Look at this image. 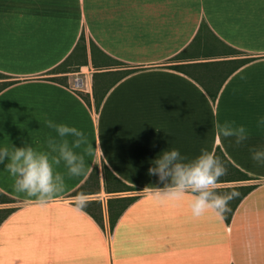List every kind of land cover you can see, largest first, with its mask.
Returning <instances> with one entry per match:
<instances>
[{"label": "crops", "instance_id": "1", "mask_svg": "<svg viewBox=\"0 0 264 264\" xmlns=\"http://www.w3.org/2000/svg\"><path fill=\"white\" fill-rule=\"evenodd\" d=\"M82 37L87 65L75 53ZM92 42L98 64L102 51L123 63L108 70H135L98 75V98L117 80L100 105ZM261 117L264 0H0V147L49 151L56 133L47 119L87 138L75 149L84 173L69 177L56 166L65 189L44 203L17 192L0 165V193L13 200L0 203L13 209L0 224V264H264V165L252 159L264 149ZM225 122L245 126L249 138H217ZM171 148L185 163L221 149L251 178L233 185L254 189L230 221L211 211L193 216L189 195L151 194L159 185L148 169ZM105 167L134 190L106 193ZM94 171L100 190L88 184ZM80 192L89 194L83 212L72 203ZM101 193L137 197L113 229Z\"/></svg>", "mask_w": 264, "mask_h": 264}, {"label": "clouds", "instance_id": "2", "mask_svg": "<svg viewBox=\"0 0 264 264\" xmlns=\"http://www.w3.org/2000/svg\"><path fill=\"white\" fill-rule=\"evenodd\" d=\"M48 128L53 129L56 136L47 139L49 151H38L30 143L11 148L0 147V165L14 178V188L28 197H35L39 202L53 199L65 189L64 174L56 171V166L63 163L69 177H77L84 173V156L77 153L87 138L82 130L65 123H57L51 119L45 121ZM264 127V117L258 121ZM217 138H233L235 144L245 142L248 131L245 126H233L232 123H217ZM68 137H72L71 142ZM91 156L92 146L87 148ZM185 157L177 148L164 150L153 161L148 169L149 176L158 178V185L150 189L157 198L180 199L191 196L190 209L195 217L211 211L223 216L230 211L229 203L239 196L233 190L221 194L216 189L220 178L226 174V168L219 157L212 152L202 151L191 162L185 163ZM252 159L264 165V149H253ZM147 188V187H146ZM73 207L83 212L89 203V194L77 193L72 197Z\"/></svg>", "mask_w": 264, "mask_h": 264}, {"label": "trees", "instance_id": "3", "mask_svg": "<svg viewBox=\"0 0 264 264\" xmlns=\"http://www.w3.org/2000/svg\"><path fill=\"white\" fill-rule=\"evenodd\" d=\"M84 37L81 38V42L77 45V48L75 50V53L77 52L78 58L82 59L85 65L88 63V54H87V47L83 43ZM97 49V46L92 42L91 43V53H92V64L94 68L97 70V72L94 74V95L95 99L97 102V105H100L104 96L108 93V91L111 89V87L115 84L117 81H113L109 79L107 82L103 84V87L99 90V93L102 92V96L98 98V92H97V76L98 75H113V74H118V75H128L133 73L135 70L130 69V70H124V71H110L108 69H113L115 67H119L123 65L122 62L115 60L111 58L110 56L106 55L104 52H101V60L100 64L97 63L95 59V50ZM234 53H237V51L232 50ZM184 55V52L181 53L177 58H180ZM71 59L69 58L64 62V64L61 65V68L66 66L68 62H71ZM174 69L178 70H183L184 67L182 66H174ZM78 68L73 69L72 71H78ZM108 70V71H105ZM207 74V73H206ZM208 74L214 75V72H209ZM12 83H6L5 86H9ZM215 156L219 157L220 160L222 161L224 167L226 168V174L220 178L219 183H238L241 181H248L251 178L236 168L234 165L229 163V161L226 159L224 156L223 152L221 149H218ZM88 184H92L93 186L96 185L99 190H100V180L98 177V174L96 171L93 172L92 177L88 180ZM104 183H105V191L108 194H113V193H123V192H129L134 190L133 187L128 186L124 182H122L120 179H118L107 167L104 168ZM254 189V185H249V186H232V187H226V188H217L216 190L221 193H227L229 191H237L239 192V196L230 201L229 207L230 211L224 214L223 216L227 221H230L235 208L250 191ZM137 197H118V198H109L108 199V212H109V222L111 229H113L119 219V217L123 214V212L127 209V207L133 203ZM13 202L12 199L8 198L4 194L0 193V203H10ZM95 204V203H94ZM13 212V209H6V210H1L0 209V224L10 215V213ZM99 214H102V207H101V202L99 201ZM102 216L99 217V221L101 222Z\"/></svg>", "mask_w": 264, "mask_h": 264}, {"label": "rangeland", "instance_id": "4", "mask_svg": "<svg viewBox=\"0 0 264 264\" xmlns=\"http://www.w3.org/2000/svg\"><path fill=\"white\" fill-rule=\"evenodd\" d=\"M88 73V72H87ZM75 77V76H74ZM227 172V171H226ZM235 183H219L217 187H228V186H233ZM99 199H102L103 201H107L109 199L108 194L106 193H101L99 195Z\"/></svg>", "mask_w": 264, "mask_h": 264}]
</instances>
